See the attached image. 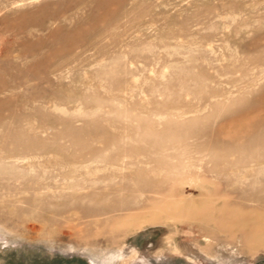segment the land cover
I'll return each instance as SVG.
<instances>
[{
    "label": "rangeland",
    "instance_id": "1",
    "mask_svg": "<svg viewBox=\"0 0 264 264\" xmlns=\"http://www.w3.org/2000/svg\"><path fill=\"white\" fill-rule=\"evenodd\" d=\"M256 229L264 0H0V240L264 264ZM0 264L88 261L25 244Z\"/></svg>",
    "mask_w": 264,
    "mask_h": 264
},
{
    "label": "clouds",
    "instance_id": "2",
    "mask_svg": "<svg viewBox=\"0 0 264 264\" xmlns=\"http://www.w3.org/2000/svg\"><path fill=\"white\" fill-rule=\"evenodd\" d=\"M60 236L45 234L36 239H29L22 232H14L5 240H0V251L15 250L22 248L25 244L30 246L43 247L49 255L59 253L62 256H79L88 261V264H138L139 258L137 249L131 246L118 245L107 247L90 242L63 243ZM123 249V250H122Z\"/></svg>",
    "mask_w": 264,
    "mask_h": 264
},
{
    "label": "bare ground",
    "instance_id": "3",
    "mask_svg": "<svg viewBox=\"0 0 264 264\" xmlns=\"http://www.w3.org/2000/svg\"><path fill=\"white\" fill-rule=\"evenodd\" d=\"M153 204H155V203H153ZM153 204H152V205H153ZM158 207H159V206H157L156 209H157ZM166 207H167V206H166ZM160 209H161V208H160ZM166 209H167V208H166ZM153 210H154V209H153ZM171 210H172V209H171ZM159 211H161V210H159ZM159 211H158V212H159ZM162 211H164V210H162ZM162 211H161V212H162ZM167 211H169V209H168ZM155 213H156V211H155ZM168 213H169V212H168ZM149 214H151V213H149ZM146 216H147V215H146ZM159 216H160V215H159ZM141 217H142V216H141ZM147 219H148V218H147ZM149 219H150V218H149ZM162 219H163V218H162ZM155 220H156V219H155ZM156 221H157V220H156ZM125 222H126V221H125ZM125 222H124V223H125ZM132 222H133V221H132ZM132 222H131V223H132ZM243 225H244V224H243ZM243 225H242V226H243ZM250 225H251V224H250ZM250 225H249V227H250ZM242 226H240V227H242ZM245 226H246V225H245ZM251 226H252V225H251ZM247 227H248V225H247ZM252 227H253V226H252ZM138 228H139V227H138ZM140 228H141V227H140ZM245 228H246V227H245ZM253 228H254V227H253ZM237 229H238V228H237ZM237 229H236V230H237ZM239 229H240V228H239ZM243 231H244V230H243ZM243 231H240V232H243ZM249 231H250V230H249ZM244 234H246V232H244ZM242 235H243V234H242ZM262 235H264V231H263V230L256 229V232H255V231L253 232V236H257L256 239H257V238H261ZM244 236H245V235H244ZM247 236H248V235H247ZM254 239H255V238H254ZM258 241H259V240H258ZM250 243H251V242H250ZM257 243H258V242H257Z\"/></svg>",
    "mask_w": 264,
    "mask_h": 264
}]
</instances>
